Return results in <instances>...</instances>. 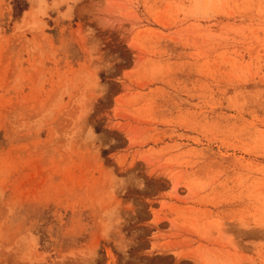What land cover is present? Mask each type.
Segmentation results:
<instances>
[{
  "label": "rangeland",
  "instance_id": "374dc122",
  "mask_svg": "<svg viewBox=\"0 0 264 264\" xmlns=\"http://www.w3.org/2000/svg\"><path fill=\"white\" fill-rule=\"evenodd\" d=\"M0 264H264V0H0Z\"/></svg>",
  "mask_w": 264,
  "mask_h": 264
}]
</instances>
